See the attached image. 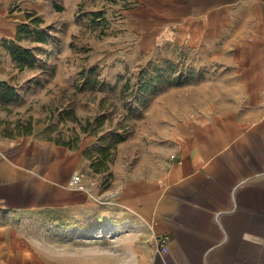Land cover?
Wrapping results in <instances>:
<instances>
[{"label": "rangeland", "instance_id": "374dc122", "mask_svg": "<svg viewBox=\"0 0 264 264\" xmlns=\"http://www.w3.org/2000/svg\"><path fill=\"white\" fill-rule=\"evenodd\" d=\"M22 1L41 5L42 15L30 13L41 22L31 20L22 40L36 61L10 68L4 82L17 97L0 110V133L87 145L82 178L93 204L7 221L53 264H147L150 228L103 191L160 179L174 138L233 102L225 51L212 42L139 51L125 23L130 0Z\"/></svg>", "mask_w": 264, "mask_h": 264}, {"label": "crops", "instance_id": "0c3cea01", "mask_svg": "<svg viewBox=\"0 0 264 264\" xmlns=\"http://www.w3.org/2000/svg\"><path fill=\"white\" fill-rule=\"evenodd\" d=\"M130 1L125 23L139 51L212 42L225 51L236 87L227 108L174 138L160 179L133 180L103 195L150 228L147 264H264V0ZM34 11L42 15L41 5L0 0V81L16 63L7 46L28 48L22 29ZM11 104L0 100V110ZM86 146L0 133V264H53L7 220L89 208L86 181L82 190L68 185L84 176Z\"/></svg>", "mask_w": 264, "mask_h": 264}, {"label": "trees", "instance_id": "16d2710c", "mask_svg": "<svg viewBox=\"0 0 264 264\" xmlns=\"http://www.w3.org/2000/svg\"><path fill=\"white\" fill-rule=\"evenodd\" d=\"M32 15L28 14V18ZM33 23L41 22L40 18H35L32 20ZM29 25H25L22 29V32H28ZM39 41H44V37L39 35ZM13 58L17 61L20 68H24L26 65H32L35 63L36 59L30 48H22L21 46H16L14 44L7 46ZM16 89L13 86H10L4 81H0V100L5 103L13 102L16 99Z\"/></svg>", "mask_w": 264, "mask_h": 264}, {"label": "built area", "instance_id": "2783aa9c", "mask_svg": "<svg viewBox=\"0 0 264 264\" xmlns=\"http://www.w3.org/2000/svg\"><path fill=\"white\" fill-rule=\"evenodd\" d=\"M68 185L72 188H76V189H80V190L86 188V184L83 181L82 176L79 174L73 175L72 178L69 180ZM168 239L169 238L167 236L161 237L158 239V244L160 246H162V245L164 246L167 243Z\"/></svg>", "mask_w": 264, "mask_h": 264}]
</instances>
